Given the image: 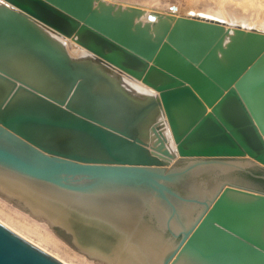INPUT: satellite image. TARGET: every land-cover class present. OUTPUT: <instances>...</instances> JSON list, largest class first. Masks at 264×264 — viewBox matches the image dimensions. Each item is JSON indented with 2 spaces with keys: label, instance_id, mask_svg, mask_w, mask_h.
<instances>
[{
  "label": "water",
  "instance_id": "1",
  "mask_svg": "<svg viewBox=\"0 0 264 264\" xmlns=\"http://www.w3.org/2000/svg\"><path fill=\"white\" fill-rule=\"evenodd\" d=\"M144 13L0 0V189L111 264H264V31ZM0 264L67 263L0 220Z\"/></svg>",
  "mask_w": 264,
  "mask_h": 264
},
{
  "label": "rangeland",
  "instance_id": "2",
  "mask_svg": "<svg viewBox=\"0 0 264 264\" xmlns=\"http://www.w3.org/2000/svg\"><path fill=\"white\" fill-rule=\"evenodd\" d=\"M107 1H115L123 3L124 5L126 2L128 4L136 3L140 6L143 5L142 7L150 11H153L152 8L155 11H167L172 5H176L180 15H188L192 11V8L193 10L201 8L220 11L228 18L231 25L243 24L244 27H258V29L264 31V0ZM148 7H150V9ZM191 14H193V11ZM0 220L65 263L111 264L107 259L105 260V257L103 258V256L77 248L76 240L71 230H67L62 225H54V223H52L47 217L34 213L31 208L24 205L20 200L10 197L1 190Z\"/></svg>",
  "mask_w": 264,
  "mask_h": 264
},
{
  "label": "bare ground",
  "instance_id": "3",
  "mask_svg": "<svg viewBox=\"0 0 264 264\" xmlns=\"http://www.w3.org/2000/svg\"><path fill=\"white\" fill-rule=\"evenodd\" d=\"M115 2V1H114ZM120 2V1H119ZM127 3V2H126ZM126 3H125V5H126ZM128 4V3H127ZM130 4V3H129ZM134 4V3H133ZM136 4V3H135ZM145 5V4H144ZM143 6V5H142ZM148 6V5H147ZM146 6V7H147ZM149 9H150V7H148ZM144 10H145V13L141 16V18L143 19V20H146L147 19V15H148V13H150V12H153V13H156L157 15H161V14H165V13H173L174 15H176V16H179L180 14H179V12H178V8H177V6L176 5H172L171 6V8L170 9H168L167 11H159V10H157V11H155L153 8H152V10L153 11H150V10H147L146 8H144ZM161 10V9H160ZM192 11H193V14H197V13H204V14H208V15H213V16H216V17H219V18H222L223 20H225L227 23H229L230 25H231V23H230V21L228 20V18L224 15V14H222L220 11H212V10H209V9H201V8H199V9H194L193 10V8H192ZM192 11L189 13V14H191L192 13ZM188 14V15H189ZM232 22V21H231ZM238 25H240V24H238ZM241 26H244L243 24L241 25ZM257 29H258V27H257ZM258 30H262V29H258ZM263 31V30H262ZM1 190V189H0ZM2 191V190H1ZM4 192V191H3ZM5 193V192H4ZM5 194H7V193H5ZM8 195V194H7ZM10 196V195H9ZM10 197H12V198H15V197H13V196H10ZM18 199V198H17ZM18 200H20V199H18ZM24 205H26V206H28L29 208H31L32 209V211H33V207H31L30 205H28L26 202H24L23 200H20ZM34 212V211H33ZM39 215H43L44 217H47L52 223H53V219L49 216V215H46V214H39ZM63 227H65L67 230L69 229L70 230V228H69V226H63ZM12 228V227H11ZM102 258V257H101ZM104 258V257H103ZM105 260H106V258H105ZM67 263V262H66ZM67 264H69V263H67Z\"/></svg>",
  "mask_w": 264,
  "mask_h": 264
},
{
  "label": "flooded vegetation",
  "instance_id": "4",
  "mask_svg": "<svg viewBox=\"0 0 264 264\" xmlns=\"http://www.w3.org/2000/svg\"><path fill=\"white\" fill-rule=\"evenodd\" d=\"M255 172H258V170H255ZM259 174H264V173H259Z\"/></svg>",
  "mask_w": 264,
  "mask_h": 264
},
{
  "label": "trees",
  "instance_id": "5",
  "mask_svg": "<svg viewBox=\"0 0 264 264\" xmlns=\"http://www.w3.org/2000/svg\"><path fill=\"white\" fill-rule=\"evenodd\" d=\"M263 180V179H262Z\"/></svg>",
  "mask_w": 264,
  "mask_h": 264
}]
</instances>
